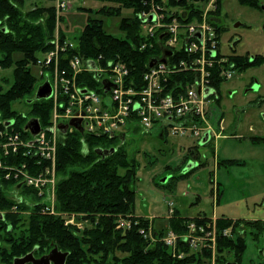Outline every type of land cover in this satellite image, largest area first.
Segmentation results:
<instances>
[{"label": "trees", "instance_id": "trees-1", "mask_svg": "<svg viewBox=\"0 0 264 264\" xmlns=\"http://www.w3.org/2000/svg\"><path fill=\"white\" fill-rule=\"evenodd\" d=\"M97 1L105 5L96 10L82 8L81 11L110 18L121 17L124 11L132 13L131 18L121 21L123 36L108 33L102 19L89 17L77 38V49L69 51L67 55L70 57L78 54L96 59L102 57L103 62H124L130 68V78L140 82L149 70L151 60L161 55L158 42H155L153 49H140L144 37L138 15L144 10L146 0ZM221 1H218L216 16L220 14ZM239 3L258 7V2L254 0H239ZM24 6L25 0H0V70L13 69L12 80L5 76L0 78V131L9 129L24 138H31V134L25 131L28 117L15 110L13 105L28 99L32 101L29 103L30 116L38 119L42 128L51 124L53 99L33 100L38 79L32 74L31 68L36 66L41 54L54 48L57 25L64 23V17L58 20L55 6H38L29 12L23 11ZM218 32L222 37L225 30L219 27ZM59 33L61 41H65L67 36L63 29L59 28ZM16 54L22 57L16 60ZM176 54L178 56L174 60L183 58L181 52ZM227 57L240 74L264 65L263 55L251 58L233 50ZM87 78L94 86L93 77ZM192 80V74H178L173 76L168 88L180 82L186 88V82ZM224 83L219 80L214 82V86L220 91ZM7 122L12 123L10 127L6 126ZM252 141L264 142V137H255ZM100 149L116 151L103 156L97 153ZM20 160L24 159L16 161L9 157L7 163ZM238 164L237 160L220 163L222 166ZM138 170V163L129 156L122 138L86 136L75 131L61 140L57 153V209L63 213L84 215L90 225L82 230L74 225H66L62 218L44 214V206L35 203L40 199L31 189L27 188L25 192L32 196L31 203L14 200L8 191L15 183L6 180L0 171V212L4 215L0 220V261L12 264L14 259L29 253L43 256L57 247L61 252L69 253L65 264H208L212 256L210 250L194 252L183 241H179V250L175 255L163 242L150 243L140 233L142 228L149 226V221L135 217L137 195L133 186L138 178ZM15 206L19 212H12ZM28 210H33L29 216L22 214ZM127 217L132 221L131 229H117L119 219ZM191 222L197 227H204L206 231L212 230V219L206 216L188 219L175 211L169 220V229L160 230V235L162 237L168 231L184 235L189 231L188 225ZM227 230L231 232L230 236L224 235ZM262 232L261 221L235 220L225 216L218 218L217 264H240L248 248L247 238L258 243ZM181 253L185 255L180 258Z\"/></svg>", "mask_w": 264, "mask_h": 264}, {"label": "built area", "instance_id": "built-area-1", "mask_svg": "<svg viewBox=\"0 0 264 264\" xmlns=\"http://www.w3.org/2000/svg\"><path fill=\"white\" fill-rule=\"evenodd\" d=\"M70 7V3L58 1L56 10L60 13ZM217 9L218 0H146L144 10L138 15L144 37L140 49H153L158 42L161 55L155 59H163L165 51L172 55L166 58V63L159 62L149 68L140 82L130 78V68L124 62H103L102 57L93 61L78 54L69 57L67 53L76 50L77 43L70 39L54 40V48L41 54L36 62V67L52 77V82L49 80L53 88L50 99L54 103L51 124L29 140L9 129L0 131V171L4 178L23 182L41 200L53 199L58 180L59 142L64 136L79 132L73 126L62 132L60 126L69 125L73 120L81 122L83 135L112 139L126 136L128 128L146 133L158 129L162 136L190 137L199 144L207 136V142L224 136L226 128L222 115H217L216 126L212 122L220 99L214 82H228L238 72L221 53ZM176 52L183 54L179 61L174 60L178 56ZM182 73L194 75V80L186 82V88L180 82L169 89L173 76ZM89 76L95 80L94 86ZM105 81L110 84L107 92ZM9 157L24 160L9 164ZM42 212L63 216L56 214L53 206H44ZM170 214L172 217L174 209ZM69 218H64L66 225L80 230L85 227L83 223H75L76 217ZM151 220L148 219L149 226L140 231L150 243L162 241L176 255L177 241H183L192 250L200 249L202 253L210 250L212 262L216 260V220H213L211 231L191 222L186 234L168 231L162 238L160 231H155L150 224ZM131 227L130 217L119 219L117 229ZM224 235L230 236L231 232L227 230Z\"/></svg>", "mask_w": 264, "mask_h": 264}, {"label": "rangeland", "instance_id": "rangeland-1", "mask_svg": "<svg viewBox=\"0 0 264 264\" xmlns=\"http://www.w3.org/2000/svg\"><path fill=\"white\" fill-rule=\"evenodd\" d=\"M58 1L70 3L71 7L60 13L56 10L58 20L59 17H64V23L57 25L54 40L60 38L61 28L67 36L66 40L70 39L77 43V38L89 17L102 19L108 33L123 36L120 30L121 21L132 17L130 11H124L121 17L111 18L81 11L82 8L96 10L105 5L97 0H25L23 11L29 12L38 6L56 7ZM257 1L260 7L252 9L242 6L238 0H224L223 13L232 9L229 24L235 23L233 30L224 34L221 43L223 55H230L235 50L237 54L249 55L251 58L256 55L264 56V0ZM238 23H242V26L236 30L234 28ZM236 41L239 43L235 46ZM21 57L20 54L15 55L16 60ZM95 59L92 58L93 61ZM31 70L38 79L37 90L46 81L52 82L49 72L42 71L36 66H32ZM12 72L13 69L0 70V78L5 76L12 80ZM219 92L221 102L217 105L212 122L216 126L219 119L217 115L220 113L225 120L226 131L223 133L224 136L212 139L208 145L199 146V142L190 137L172 135L162 137L158 129L150 133L136 128L126 129L125 148L139 166L138 178L133 186L137 195L135 217L152 219L150 224L155 231L169 229L172 209L185 218L216 215L243 219L254 218L258 211H264V142L252 141L255 137H264V65L242 74L238 73L235 78L225 82ZM30 102L32 101L25 99L13 105L14 109L28 117L29 121L33 119L30 116ZM250 125L254 128L252 133L248 131ZM237 127L240 129L238 128L239 131L236 133ZM225 160H237L239 164L220 165ZM190 162L197 166L185 175L183 170ZM14 183L8 191L10 197L19 203H31L32 196L25 193L26 185L23 182ZM35 203L53 206L56 214L63 215L59 218L74 216L75 223H83L85 227L90 225L89 220L84 219V215L63 213L57 209V185L53 199L49 201L40 199ZM32 211H23L22 214L29 216ZM12 212L19 210L15 206ZM178 241L175 247L176 254L179 250ZM247 245V251L240 264H252L251 260L258 254L257 244L250 237L247 238ZM193 251L202 253L200 249ZM215 254L217 256V253ZM0 264L4 263L0 261ZM208 264L217 262L216 260L212 262L211 259V263Z\"/></svg>", "mask_w": 264, "mask_h": 264}, {"label": "water", "instance_id": "water-1", "mask_svg": "<svg viewBox=\"0 0 264 264\" xmlns=\"http://www.w3.org/2000/svg\"><path fill=\"white\" fill-rule=\"evenodd\" d=\"M162 37H160V39H162ZM172 55L171 52L169 51H165L164 53V58L161 60L158 59H152L150 64H149V68H153L157 63L159 62H163L166 63V58L170 57ZM105 84V91H109L110 88V84L108 81L104 82ZM258 88H255V90H257ZM209 92V91H208ZM53 93V88L52 85L50 83V81H46L45 83H43L37 90L36 92V96H35V100L40 101V100H49L52 96ZM10 124H12L11 122H7L6 125L9 126ZM71 126H74L79 132H83V129L81 127V122L80 121H71L70 122ZM68 128V125H63L60 126V129L62 131L66 130ZM42 128H41V124L40 121L38 119H31L28 124L25 127V131L30 133L31 136L35 137L37 136L40 132H41ZM124 139V136H121ZM208 141V136L202 141V145L206 144ZM116 151V149H111V150H103L100 149L97 151V153L99 155H103V156H109L112 153H114ZM194 164L190 165L188 167V170H191L192 168H194ZM3 214H0V220L3 219ZM69 253H63L61 252L57 247H55L50 254H48L47 256H44L40 259H36L33 253L27 254L25 257L22 258H18L14 261V264H65L67 257H68ZM228 264H237V263H228Z\"/></svg>", "mask_w": 264, "mask_h": 264}, {"label": "crops", "instance_id": "crops-1", "mask_svg": "<svg viewBox=\"0 0 264 264\" xmlns=\"http://www.w3.org/2000/svg\"><path fill=\"white\" fill-rule=\"evenodd\" d=\"M239 127H237L236 128V133H237V131H239V129H238ZM248 131L250 132V133H252L253 131H254V128H253V126L252 125H250L249 126V129H248ZM162 136V135H161ZM163 137H165V136H163ZM210 142H207L206 144H203L204 146L205 145H208ZM201 146V145H200ZM190 165H193V162H190L186 167H185V169L183 170V173L184 174H188V173H190L191 171H193L195 168H196V166L197 165H195L194 166V169H192V170H188V167L190 166ZM174 211H176L175 209H174ZM201 216H203V215H201ZM204 216H206V217H208V218H210V219H212V220H217L218 218H220L219 216H213V217H210V216H207V215H204ZM225 217H227V216H225ZM185 218V217H184ZM229 218V217H228ZM188 219H193V218H188ZM230 219H235V220H237V219H242V218H230ZM243 220H247V221H261L262 223H263V232H262V235H261V237H260V240H259V242L258 243H256L257 244V248H258V254L257 255H255V258L254 259H252L251 260V263L252 264H259V263H264V211H258V215L257 216H255L254 218H243Z\"/></svg>", "mask_w": 264, "mask_h": 264}, {"label": "flooded vegetation", "instance_id": "flooded-vegetation-1", "mask_svg": "<svg viewBox=\"0 0 264 264\" xmlns=\"http://www.w3.org/2000/svg\"><path fill=\"white\" fill-rule=\"evenodd\" d=\"M219 1V0H218ZM239 1V0H238ZM254 1H257V0H254ZM258 2V1H257ZM243 6V5H242ZM247 7H249V6H247ZM260 7V5H259V2H258V7L257 8H259ZM218 8H219V5H218ZM250 8H252V7H250ZM252 9H256V8H252ZM218 10V9H217ZM223 10H225V4H224V0H222L221 1V11H220V14L219 15H217L216 16V21H217V24H218V26L219 27H222V28H224V30H225V32L223 33V35H222V40H223V37H224V34H226V33H229V32H231L232 30H233V24L235 23V22H231V24H229V21H230V19H231V14H232V9L230 10V11H227V9H226V11L227 12H225V13H223ZM222 14V15H221ZM242 26V23H238V24H236L235 25V28L234 29H238L239 27H241ZM238 43H239V41H236L235 42V46L236 45H238ZM235 46H233V49H235ZM232 49V50H233ZM219 101H220V99L217 101V105H220L219 104ZM69 126H71L70 124L68 125V127ZM67 130V129H66ZM66 130H64V131H62V132H65ZM124 136V135H123ZM122 138V137H121ZM125 139H126V136H124V139L122 138V141H124L125 142ZM201 144H199V146H200ZM192 169H194V168H192ZM191 169V170H192ZM186 175V174H185ZM30 254V253H29ZM34 254V253H33ZM48 254H50V253H48ZM48 254H46V255H43V256H36L35 254H34V256H35V258L36 259H40V258H42V257H44V256H47ZM26 256V255H25ZM25 256H23V257H25ZM19 258H22V257H19ZM16 259H18V258H16ZM16 259H14V261L16 260ZM14 261H13V263L12 264H14Z\"/></svg>", "mask_w": 264, "mask_h": 264}]
</instances>
